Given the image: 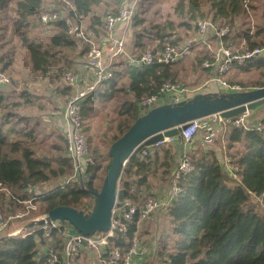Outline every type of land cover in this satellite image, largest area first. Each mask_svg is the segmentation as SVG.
I'll return each instance as SVG.
<instances>
[{
  "label": "trees",
  "instance_id": "obj_1",
  "mask_svg": "<svg viewBox=\"0 0 264 264\" xmlns=\"http://www.w3.org/2000/svg\"><path fill=\"white\" fill-rule=\"evenodd\" d=\"M244 1L178 0L165 18H159V8H153L161 0H141L134 20L121 25L124 27L122 34L128 30L133 32L131 51L129 47L128 56H121L122 62L111 67L113 78L93 94L98 99L110 100L119 93L123 94L119 135L113 137L111 145L145 114L139 107L145 98L158 94L165 83L177 88L180 84L185 86L182 83L187 79L188 69L183 63L192 51L191 45L216 40L219 48L242 52L264 46V12L260 17L258 8L261 6L255 3L250 4L248 11ZM61 5L57 3L61 19L51 23L50 33L44 36L38 30L40 17L46 12L45 0H0V73L9 77L7 86L0 89V183L9 187L20 201L33 196L27 191L29 185H46L70 176L73 162L66 155L65 141L63 146L53 148L58 152L57 156L45 154L38 144L39 132L29 125L32 119L15 110L32 106H36L38 111L47 109L46 104L40 102L46 100L45 95L31 91L32 84L44 86L67 104L75 89L66 82L65 74L74 71L77 62L81 65L91 48L89 42L78 36L76 28L84 27L85 36L98 42L106 36L104 18L109 13H116L114 0H66L65 10ZM102 5L104 11L99 13ZM262 8L264 11V4ZM200 21H210L213 25L203 36L199 34ZM10 23L28 54L23 70L15 67L17 50L8 38ZM224 28L228 29V33L219 37L218 32ZM185 36L191 37L192 41L185 42ZM167 48L175 50V60L157 62ZM207 52L195 61L203 71L217 72L214 67L203 68L205 61L217 63L216 52L211 55ZM146 53L154 55V63L141 66L131 63L130 58L138 60ZM261 69H264V57L247 62L239 70L249 72ZM124 78L128 79L127 85L119 87V80ZM53 108L55 111L58 109L56 105ZM83 115L84 119L88 116L86 106ZM258 124L248 118L246 126L226 129V142H237L243 146L236 156L229 155L231 163L239 167L235 177L228 175L221 164L223 156L219 155L221 152L217 148L223 149L222 138L214 137L209 141L208 134L202 129L206 136L202 137L203 142L198 146L194 139L192 149L195 146L198 150L190 153L197 170L181 181L183 192L168 209L144 221L155 222L158 216V219L163 216L160 222L166 232L162 236L151 234L149 239L140 234L145 244H151V254L156 257L150 254L146 264H264V213L250 194L264 195V131L256 129ZM210 143L214 147L209 148ZM233 146L236 147H230ZM207 148L209 151H206ZM174 153L170 146H162L147 157L132 156L122 174L119 203L122 206L143 207L155 194L154 183H166L165 177L171 174ZM110 164L106 166V172ZM101 168L99 163L89 168L83 186L76 180L56 185L44 191L45 195L35 204L46 213L61 206L89 213L91 210L87 202L92 199L89 192L96 190L95 181ZM154 176L155 179H152ZM24 208L25 205L17 200L5 201L4 194L0 192V212L6 214ZM33 229H28L33 233L25 237L0 239V264H48L47 257L38 251L36 238L41 240V246H54L61 252L63 226L50 229L49 235L44 230ZM132 234L133 229L125 235L117 234L111 240V247L126 251ZM74 262L78 264L79 258Z\"/></svg>",
  "mask_w": 264,
  "mask_h": 264
},
{
  "label": "built area",
  "instance_id": "obj_2",
  "mask_svg": "<svg viewBox=\"0 0 264 264\" xmlns=\"http://www.w3.org/2000/svg\"><path fill=\"white\" fill-rule=\"evenodd\" d=\"M114 3L116 13H109L104 18L106 36L101 41L105 43V47L89 40L82 29L76 28L78 36L89 42L91 48L87 52L83 63L79 65V71H68L65 74L66 82L74 86L75 89L64 111V119L67 125L64 130L66 155L73 162L74 180L78 181L82 186L87 181L88 169L95 165L96 161L85 134V120L83 115L85 102L93 96L99 87L113 78V72L105 65L104 48L111 51L114 56L126 55L125 40L122 37L115 36L114 33L121 25L130 24L134 20L137 16L141 0H114ZM250 4L251 0L244 1L246 9L249 8ZM61 17L60 12L55 10L46 11L41 15L40 22L42 25L48 26L51 23L59 21ZM209 27H213L210 21L198 22L199 34L202 36L206 34ZM227 33L228 29L224 28L218 32V35L219 37H223ZM174 53V49L167 48L163 56L157 59V62L169 63L174 61L177 57ZM262 56H264V46L245 52L222 47L216 53L217 63L212 64L210 61H205L202 66L204 69H212L214 67L217 75L223 76L229 71L231 64L242 66ZM130 61L138 66L150 65L155 62V57L151 53H146L140 59L135 60L130 58ZM219 81L225 92H238V87L231 86L222 79H219ZM8 82V77L0 73V89L6 87ZM188 98H191V96L183 95V92L179 94L176 86L165 83L158 94L145 98L139 104V107L146 113L152 108L165 104L179 103ZM249 115L250 112H247L235 118H224L221 114H214L205 119L190 122L185 129L181 130L178 137H165L163 141L144 148L138 154L142 158L147 157L156 148L164 145H179L182 149L177 166L172 172L166 186L159 189L160 191H157L156 195H152L143 207L122 206L118 201L117 193V198L112 209L110 228L107 232H98L94 235L87 236L77 231L68 221L64 223L51 221L48 213L35 217L33 222L44 220V225L35 228L48 232L47 235L50 234V229L64 227V239L61 252L54 246H41V240L36 238V242L39 245L38 251L40 250V253L47 257L48 264H76L74 261L81 257L83 253L90 254V257L96 264H146L153 250L140 237L141 224L154 214L168 209L183 192L180 185L181 181L197 170L190 153L193 150L192 143L198 132L202 129L205 130L208 134L207 139L211 141L212 138L216 137L218 128L220 130L221 128L226 129L230 126L235 128L246 126ZM256 129L260 132L264 131V124L259 123ZM222 166L232 177H235V173L239 170V167L233 165L230 159H225ZM70 181L68 179L66 184ZM27 191L33 193V196L29 200L20 201L12 194L9 187L0 183V192L4 194L5 201L9 202L13 199L25 205L24 210L17 212L9 211L6 214L0 212V239L3 237H25L33 233L28 232L27 226L20 221L30 217L33 212H37L35 201L43 197L45 192H43V185H29ZM250 194L258 206L264 209V195L256 196L253 193ZM132 229L133 234L130 239V246L126 251L111 247V240L117 234L125 235Z\"/></svg>",
  "mask_w": 264,
  "mask_h": 264
},
{
  "label": "rangeland",
  "instance_id": "obj_3",
  "mask_svg": "<svg viewBox=\"0 0 264 264\" xmlns=\"http://www.w3.org/2000/svg\"><path fill=\"white\" fill-rule=\"evenodd\" d=\"M177 1L178 0H161V2L157 3L153 9L159 8V11L161 14L159 15V18H162V16L163 18H165L167 13L171 11L173 7L176 5ZM57 3L59 4L61 3L62 4L61 8L65 10L66 8V6L64 5L66 4L65 0H45L46 11L55 10L59 12ZM251 3L257 4L258 7L261 6L260 8H258V11H259L258 15L262 17L263 12H264L262 8L264 4V0H252ZM14 7H15V4L13 3L12 9H14ZM103 8H104V5L100 6L98 9V12L103 13L104 11ZM247 10L249 11V8ZM10 16L13 17L14 14L10 12ZM252 21H254V19H252ZM51 29H52L51 25L45 26L41 24L38 31H40L42 35L47 36L50 33ZM82 30L85 31V28L82 27ZM121 37L125 40L126 53L129 47H130L129 51H131L132 45H133L132 30H128L127 33L125 32V34H121ZM8 38L13 41V45L16 47V50H17V61L15 63V67L18 70H23L24 64L27 62V59H28V54L25 51V49L22 48L18 37L14 34L11 23H10V28L8 32ZM195 39H197V37ZM184 40L187 43L192 41L191 37H186V36L184 37ZM217 42L218 41L216 40H210L207 43L197 42L195 45H191L192 51L190 54H188L185 57V62L183 63V66H186L188 69V72H186L187 79H185V82L183 81L182 83V84L185 83V91L183 92V95H187V96L190 95L191 97H194L199 94H206L207 91L209 93H211L210 91L213 92V90H210V88L208 87L209 85L205 83L206 79L209 80V77L207 76L206 72L203 71L202 67L196 63L195 60H199V58L203 56L206 50L217 53L222 48V47L219 48V45ZM229 77L230 78H228L226 75V81L227 79H229L227 83L230 84L231 86L238 87L239 88L238 92L251 91L257 88L264 87V69L251 70L243 74H240L234 71L229 75ZM183 80H184V77H183ZM127 83H128V79L127 80L125 78L123 80L121 79L119 80V87L125 86L127 85ZM178 86L180 87L181 84ZM103 87L101 88L103 89ZM30 88H31V91L33 92L42 93L45 95L46 100H41L40 102L42 104H46L47 109L38 111L36 106H32V107H26L24 109H16L15 112L25 117H28L29 119H33V118L36 119V121L29 120V125L32 126L36 131H39L38 139L40 141L44 139V141H42L41 144L39 142L38 144L41 145V148L43 147L45 154L49 156H57L58 152H56V150L53 151V149L50 146L54 144L55 145L54 147H57V148L61 147L63 146L64 141L62 138L60 139L59 136H56L58 133L52 127L51 123L47 121V117H48V114L54 110V108L52 109L54 105L58 107L59 105L62 106L65 104L64 99L60 96L55 97V95L51 91L46 90V88L40 84H32ZM215 93L220 94L222 92L215 91L212 94H215ZM95 100H98L100 102L97 103L95 102ZM123 100H124L123 94L121 93H119V95H117L116 98L112 100L98 99L96 98V96H93L92 101L88 103L86 106L87 112H88V116L85 118L86 135H87L88 142L92 150V153L94 152L93 154L96 160L95 165H93L91 168H94L98 163L102 165V168L97 173V179L95 181V188H96L95 191L100 190L102 183L107 175V172L105 169H106V166L111 162V158L108 156L109 148L111 146V141L113 137L115 135L116 136L119 135L118 123L120 121V113H121ZM204 136H205V132L203 130H200L194 141L196 146L200 144L199 142L202 141V137ZM204 141H206V138H204ZM203 146L201 145V147ZM208 146L211 147V143L208 144ZM91 172L92 170L90 171V173ZM68 179L71 180L70 182L75 181L74 171L70 176L68 175L66 177H61L58 180H55L49 184L43 185V192L49 191V189L55 187L56 185L65 184ZM159 184L160 182L157 184L154 183V186L156 187ZM87 204H88V208L92 210L94 206V199L93 198L89 199ZM8 206H5V207H8ZM260 211L264 213V209L260 208ZM44 213H46L45 210L40 208V206L39 207L37 206V212H33L30 217L25 218L24 220L20 222H23V224L27 226L28 224L33 223V220L35 217L37 216L39 217L43 215ZM161 219L157 218L155 219V222L154 221L152 222L151 227H150L152 229L151 230L152 233H150V236L151 234H158V235L160 234L162 236L166 233L163 230V226L161 225V222H160ZM144 227H145V222L142 223V229H144ZM142 229H140V231H142ZM80 264H96V263L95 261H91V260L89 261V259H86L83 262L81 261Z\"/></svg>",
  "mask_w": 264,
  "mask_h": 264
},
{
  "label": "water",
  "instance_id": "obj_4",
  "mask_svg": "<svg viewBox=\"0 0 264 264\" xmlns=\"http://www.w3.org/2000/svg\"><path fill=\"white\" fill-rule=\"evenodd\" d=\"M264 106V87L245 92L199 94L179 103L155 107L138 118L129 130L109 149L111 164L99 191H90L94 206L89 213L71 207H58L48 213L51 221H68L80 233L90 236L107 232L117 198L122 174L129 159L144 148L178 137L187 124L214 114L235 118ZM44 225L39 220L27 225L28 229Z\"/></svg>",
  "mask_w": 264,
  "mask_h": 264
},
{
  "label": "crops",
  "instance_id": "obj_5",
  "mask_svg": "<svg viewBox=\"0 0 264 264\" xmlns=\"http://www.w3.org/2000/svg\"><path fill=\"white\" fill-rule=\"evenodd\" d=\"M124 27H119L116 31H115V36H117V37H121V34H122V32H123V29ZM96 43H98L99 45H101L102 47H105V43H103L102 41H101V39H99L98 40V42L96 41ZM105 49V55H104V61H105V65L106 66H108V68L111 70V67L112 66H116V65H118V64H120L121 62H122V57L121 56H127V54L126 55H121V56H114L112 53H111V51H109L107 48H104ZM208 50H206L205 52H207ZM208 53V52H207ZM211 53H214V52H210V53H208V54H210L211 55ZM79 63H81V62H77L76 63V68H75V71H79V69H78V67H79ZM242 66H239V65H236V64H231L230 65V67H229V71L226 73V74H224L223 76H218L217 74H216V72L214 71V72H209V71H207L206 72V74H207V76L209 77V80L208 79H206V81H205V83L206 84H208L209 86V88H210V90H213V92L212 91H210L211 93H214L215 91L216 92H225V91H223L224 89H223V87H222V84H221V82L219 81V79H222L223 81H226V75H227V77L228 78H230L229 77V75L232 73V72H234V71H236L237 73H240V74H243V73H245V72H242V71H240L239 69L241 68ZM112 71V70H111ZM113 72V71H112ZM229 79H227V81H228ZM226 81V82H227ZM103 86V85H102ZM101 86V87H102ZM101 87H99V88H101ZM219 90V91H218ZM185 91V86L184 85H181L180 87H178V92H179V94H180V92H184ZM206 93H209L208 91L206 92ZM93 97V96H92ZM92 97H90L86 102H85V106H87V104L88 103H90L91 101H92ZM58 102V101H57ZM95 102H100V101H98V100H95ZM66 105L67 104H64V105H59L57 108V110L56 111H52V112H50L49 114H48V117H47V121L48 122H50L51 123V125H52V127L57 131V135L56 136H59L60 137V139L62 138L63 139V141H65V139H64V130L66 129V122H65V119H64V111H65V107H66ZM256 111H254L253 113L251 112L250 113V115H249V119H251V121L252 122H254V123H263L264 124V106H262V107H260V108H258V109H255ZM261 110H263V111H261ZM47 116V115H46ZM33 120H35L34 118L32 119V121ZM85 120V119H84ZM85 127V126H84ZM33 128V127H32ZM227 129V128H226ZM226 129H220L219 130V128H218V132H217V134H216V137L215 138H217V137H220V138H222V141H221V146L223 147V149H221V148H217V150H218V152H221V153H219V155L220 156H223V159H222V161H225V159H230V157H229V155H232V157L233 156H236L237 155V152H240V151H242L243 150V146H242V144H238L237 142H235V143H230V142H226V139H225V132H226ZM39 132V131H38ZM85 134H86V127H85ZM39 136V135H38ZM206 136V135H205ZM86 137H87V135H86ZM88 139V138H87ZM212 139H214V138H212ZM37 140H38V142H42V141H44V139H42V141H40L38 138H37ZM212 141V140H211ZM203 142V139H202V141H200L199 143L201 144ZM45 144V143H44ZM231 145H235L236 147H230ZM55 145L53 144V145H51L50 147L53 149V148H55L54 147ZM164 146H170L171 148H173V150L175 151V153H174V161H173V166H172V168H171V174H172V172L174 171V169L176 168V166H177V163H178V158H179V155H181V147H179V145H164ZM212 144H211V147H209V148H212ZM65 147V146H64ZM214 147V146H213ZM215 147H218V146H215ZM110 149V148H109ZM198 149H197V147H195L194 146V149L192 150V153H193V151L194 152H196ZM222 150V151H221ZM92 151V150H91ZM206 151H209L208 150V148L206 149ZM215 151H216V148H215ZM94 153V152H93ZM231 160V159H230ZM221 161V164L223 163ZM227 173H228V171H226ZM171 174L169 175V176H167V177H165L166 178V183L164 184V185H157L155 188H154V190H153V192H155V194L153 193V192H151V193H153V195H156V192L158 191H160L159 189H161V188H163V187H165L166 186V184L168 183V181H169V178H170V176H171ZM228 175H230L229 173H228ZM158 178V177H157ZM152 179H155V176H154V178H152ZM156 190V191H155ZM159 217V216H158ZM157 217V218H158ZM151 224H152V221L150 222H145V227H144V230L142 229V224H141V229H142V231H140V233H142V237L144 238V239H149L150 238V233H152V229L150 228L151 227ZM144 226V225H143ZM147 246H151V244H146ZM151 256H154V254L152 253L151 254ZM155 257V256H154ZM156 258V257H155ZM86 259H89V261L91 260V261H93L92 260V258L90 257V254H88V253H83L82 254V256L81 257H79V263L78 264H80L81 263V261L83 262L84 260H86ZM154 259V258H153Z\"/></svg>",
  "mask_w": 264,
  "mask_h": 264
}]
</instances>
